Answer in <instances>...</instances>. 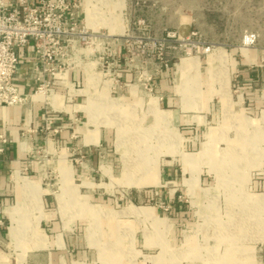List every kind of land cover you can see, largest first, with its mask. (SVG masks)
<instances>
[{
  "label": "rangeland",
  "instance_id": "1",
  "mask_svg": "<svg viewBox=\"0 0 264 264\" xmlns=\"http://www.w3.org/2000/svg\"><path fill=\"white\" fill-rule=\"evenodd\" d=\"M117 2L87 17L121 48L86 51L75 111L22 136L0 264H264V0Z\"/></svg>",
  "mask_w": 264,
  "mask_h": 264
},
{
  "label": "built area",
  "instance_id": "2",
  "mask_svg": "<svg viewBox=\"0 0 264 264\" xmlns=\"http://www.w3.org/2000/svg\"><path fill=\"white\" fill-rule=\"evenodd\" d=\"M88 15L80 0H0V104L30 110L39 102L47 116L75 111L73 101L82 95L86 75L79 84L68 74L83 68L82 57L98 41L121 48L122 35L104 41L107 35L91 27ZM24 46H31L36 59L32 89L27 92L14 82L17 50ZM43 121L51 122L46 117ZM8 141L0 132V151Z\"/></svg>",
  "mask_w": 264,
  "mask_h": 264
},
{
  "label": "crops",
  "instance_id": "3",
  "mask_svg": "<svg viewBox=\"0 0 264 264\" xmlns=\"http://www.w3.org/2000/svg\"><path fill=\"white\" fill-rule=\"evenodd\" d=\"M13 1L14 0H11V2ZM25 1L34 3L36 0ZM80 2L81 5L85 7L86 13L87 10L90 9H102L93 2L92 4L88 3L87 0H80ZM17 55L19 63L14 82L21 91L27 92L32 89L36 74L34 70L36 59L31 46L18 48ZM68 76L77 80L79 84H82L84 81L80 71H74L68 74ZM42 120L43 107L39 102L33 103L30 110L24 106L0 104V132L9 139V141L3 145V150L0 151V245L5 239L12 237L9 234V227L12 223L17 225L16 227L24 223L23 220H21L23 216V207L25 206L24 202L31 198L26 195V192L33 186L28 183L27 180L25 181L26 178L18 174L25 164L26 158V154L23 151L24 142L22 141V136L25 134L28 127H36ZM35 139L37 140V137H35ZM185 161L188 164L189 159L185 158ZM164 168L167 176L172 177L174 175L171 169L172 167L169 166V162L164 164ZM66 172L70 174L67 169ZM34 184L37 187V184ZM37 190L42 191L38 187ZM40 195L41 192L39 198ZM20 232L16 244L20 239H24Z\"/></svg>",
  "mask_w": 264,
  "mask_h": 264
},
{
  "label": "bare ground",
  "instance_id": "4",
  "mask_svg": "<svg viewBox=\"0 0 264 264\" xmlns=\"http://www.w3.org/2000/svg\"><path fill=\"white\" fill-rule=\"evenodd\" d=\"M117 1L118 0H87V2L90 3V4H92V2H93L95 5H97L99 7H102V8H107V9L112 8L113 6L117 5V3H118ZM110 19H109L108 22L115 24V17H111ZM113 28H115V27H113ZM187 66H190L191 68H195L196 67V59H195V57H193L191 59H188V60L180 61V63L178 64V67L180 69L184 68V67H187ZM141 182H142V178L138 179L135 183H137L139 185V184H141ZM134 209H138V208L134 207ZM262 224L264 225V219L262 220ZM15 231H16V225L12 223L11 226L9 227V234L11 236H14ZM229 263L235 264L236 261L229 262ZM225 264H228V262H225Z\"/></svg>",
  "mask_w": 264,
  "mask_h": 264
}]
</instances>
